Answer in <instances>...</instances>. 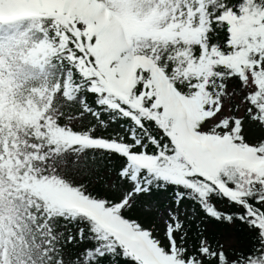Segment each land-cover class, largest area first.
I'll list each match as a JSON object with an SVG mask.
<instances>
[{
  "label": "snow or ice",
  "instance_id": "6c2138e0",
  "mask_svg": "<svg viewBox=\"0 0 264 264\" xmlns=\"http://www.w3.org/2000/svg\"><path fill=\"white\" fill-rule=\"evenodd\" d=\"M105 261L264 264V0H0V264Z\"/></svg>",
  "mask_w": 264,
  "mask_h": 264
},
{
  "label": "trees",
  "instance_id": "16d2710c",
  "mask_svg": "<svg viewBox=\"0 0 264 264\" xmlns=\"http://www.w3.org/2000/svg\"><path fill=\"white\" fill-rule=\"evenodd\" d=\"M163 197L167 198V201H164V203H170V193H154V199L161 200ZM187 206V205H184ZM221 210L224 211H230L225 204L219 205ZM139 210L133 211L130 213L133 217H139ZM189 224L191 225V231H195L196 227H202L207 229V232L210 236H215L220 238L223 234V232L232 230L234 232V236L237 240V245L235 248H241L246 246L250 242V236L251 234L248 232V230L245 228L244 225L240 224L239 221H237L235 224L228 225L224 223L216 222L215 220H212L210 218L204 217L203 213L199 212L197 210V218L194 220H190ZM83 247V245H81ZM70 251H77V249H73L71 246H69ZM105 264H109L108 261H105Z\"/></svg>",
  "mask_w": 264,
  "mask_h": 264
},
{
  "label": "rangeland",
  "instance_id": "374dc122",
  "mask_svg": "<svg viewBox=\"0 0 264 264\" xmlns=\"http://www.w3.org/2000/svg\"><path fill=\"white\" fill-rule=\"evenodd\" d=\"M160 201H162L164 203V201H167V198L163 197ZM182 207L187 208V213L189 216L192 215V207H189V206H182ZM139 215H142L141 212H139ZM196 218H197V212H196ZM161 227H162V225H161ZM220 239L222 242L231 244L233 247H236V245H237V240H236V238L234 236V232L232 230L223 232Z\"/></svg>",
  "mask_w": 264,
  "mask_h": 264
}]
</instances>
